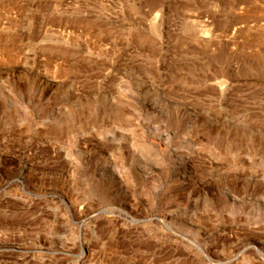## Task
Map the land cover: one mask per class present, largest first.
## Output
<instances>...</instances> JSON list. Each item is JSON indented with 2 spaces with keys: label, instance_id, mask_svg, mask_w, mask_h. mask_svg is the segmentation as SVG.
Listing matches in <instances>:
<instances>
[{
  "label": "rangeland",
  "instance_id": "rangeland-1",
  "mask_svg": "<svg viewBox=\"0 0 264 264\" xmlns=\"http://www.w3.org/2000/svg\"><path fill=\"white\" fill-rule=\"evenodd\" d=\"M0 264H264V0H0Z\"/></svg>",
  "mask_w": 264,
  "mask_h": 264
}]
</instances>
